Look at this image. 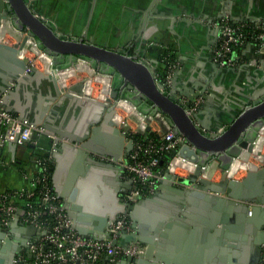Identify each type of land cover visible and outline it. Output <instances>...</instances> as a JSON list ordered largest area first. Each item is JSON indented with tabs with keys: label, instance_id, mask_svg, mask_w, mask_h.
<instances>
[{
	"label": "water",
	"instance_id": "95a60500",
	"mask_svg": "<svg viewBox=\"0 0 264 264\" xmlns=\"http://www.w3.org/2000/svg\"><path fill=\"white\" fill-rule=\"evenodd\" d=\"M64 1L0 0V25L7 20L21 34H26V38L30 37L39 51L51 57L54 69V74H47L20 58L19 52L26 38L13 45L0 41V107L33 126L43 127L47 135L57 137L52 140L50 182L56 196L62 199L60 208L71 220L72 228L82 237L100 240L108 237L111 222L120 215H126L132 222V231L123 233L119 243L138 242L144 244L146 249L142 257H126L118 264H200L196 256L192 261L183 256L192 249V243L183 245L177 256L167 251L171 249L170 243L178 244L180 236L184 237L176 234L175 226L186 228L191 222L177 219L178 205L164 200V196L173 202H187L191 206L188 211L197 204L206 205L208 213L202 211L203 217H196L193 224L198 226L193 233L196 239L192 236L194 244L200 243L202 238L207 240L209 249L216 250L223 245L227 247L225 251H229L231 247H239L236 241L249 243L254 251L250 264H264V159L261 168L248 171L241 180L223 176L215 183L200 179L199 166L186 178H175L165 171L164 178L151 197L135 204H126L119 188L129 189L130 181L122 186L121 168L97 157L118 160V149L124 142L127 144L126 154L133 148L132 142L118 129L113 118L112 100L124 98L142 113H145V105L150 109L148 114L163 116L173 133L181 135L187 147L192 148H182V156L191 161L199 158V164L215 157L222 168H227L241 150L253 152V142L264 125V85L251 82L253 77L247 74L250 70L248 66L223 68L208 56L207 75L213 78L207 86L210 96H207L201 109L189 114L191 101L202 95L206 87L195 85L193 89L196 90L189 92L185 88L190 85L186 79L180 90V95L186 98L183 103L175 90L168 88L165 79L171 63L160 68L157 63L151 66L143 60L145 41L158 25L146 29L142 36L141 52L131 54L123 47H105L85 36L67 37L57 32L51 22L57 21L54 17L43 16V10L50 5L56 8ZM180 57V60L184 58ZM80 60L89 63L92 69L99 68L101 73H112L111 93L106 102L101 103L86 96L83 82L60 88L55 76L57 69L67 68L70 64L73 66ZM261 65L264 69V62ZM188 68L184 65L182 70H177L170 77V83L175 81L177 74ZM193 69L189 71L190 74ZM223 90L226 92L223 94L221 112L216 113L217 121L213 126L206 124L200 116L210 105L213 94L222 93ZM125 94L130 97L127 98ZM64 114L65 119L60 123ZM144 132L146 135L154 134L148 125ZM256 155L260 156V152L256 151ZM221 210L222 218L219 217ZM230 213H236L241 224L232 228H216L219 223L228 221ZM249 213L259 217L251 220V225L248 220L244 231L243 217L246 218ZM183 216L187 217V214ZM17 229L31 232L30 228L21 226L15 220L10 224V232ZM210 231L212 234H209ZM245 232L253 238L243 235ZM14 242L6 237V231L0 227V264H13L15 255L25 245L24 241Z\"/></svg>",
	"mask_w": 264,
	"mask_h": 264
},
{
	"label": "crops",
	"instance_id": "0c3cea01",
	"mask_svg": "<svg viewBox=\"0 0 264 264\" xmlns=\"http://www.w3.org/2000/svg\"><path fill=\"white\" fill-rule=\"evenodd\" d=\"M151 1L65 0L64 3L56 8L51 5L45 8L43 16L54 17L57 22L51 21L53 26L57 32L64 36H85L101 46L123 47L131 51V54L141 52L142 36L146 29L149 30L152 26L158 25L159 27L157 29L154 28L145 41L143 60L151 66H155L157 63V67L162 68L165 65L164 59L168 57L171 63V76L177 70H182L184 65L186 67L189 66L186 71L177 74V78L168 85V88H173L176 95L184 99V96L180 95V90H182L186 79L189 80L190 85H186L185 88L189 92L196 90L193 89L195 85L197 87H206L202 95L196 96L202 98V102L199 105L200 108L201 105L205 104L207 96H210L207 86L213 80L207 75V68L209 67L207 64L208 56L212 58L213 49L218 43V30L213 26V23L225 16L232 22L236 21V23L241 21H263L264 0H155L152 4ZM136 40L138 43H136ZM12 44L16 43L10 42L8 45ZM169 49L173 51L171 52ZM180 56L184 58L180 60ZM238 57L240 60L238 67L245 65L250 68L247 74L253 77L251 82L254 84L260 82L264 85V69L261 65L264 62V54H260L257 51L255 44L246 42L239 49ZM160 68L157 69L158 72ZM191 68H194L192 74L189 73ZM73 84L75 83L68 81L66 87L69 88ZM224 91L213 94L214 98L211 99L210 105L204 114L200 116V119L206 124L213 126L216 123L218 118L216 113L221 112ZM64 119L65 114L59 122L61 123ZM126 145V142H124L118 149V160L126 158ZM53 147L52 139L48 136H43L39 139L38 145L24 142L15 143L14 145L9 144L1 148L0 162L4 161L7 165L5 167L0 166V192L31 188L29 180L34 178L38 172V158L45 153H48V155L52 154ZM120 182L122 186L126 183L121 176ZM125 190H127L126 187L119 188L121 194ZM159 194L161 195L162 193L159 192ZM163 199L171 201L175 206L178 205L177 219L181 218L183 221L191 222L186 228L180 225L175 226L176 234H182L184 237L180 236L181 239L179 238L180 243L178 242V244L170 243L171 249L169 248L167 251L172 256L179 255L183 245L192 243L193 247H190L192 249L187 250L183 254V256L191 258V261L196 256L200 264H250L254 255V251L251 250L252 244L249 246V243L236 241L239 243V247H231L229 251H225L227 247L223 245L216 250L209 249L207 248L208 244H206L207 240H202V238L200 243L194 244L192 236L198 230V226L193 224L196 222V217H203L201 212L207 211L206 205L199 206L197 204L195 208L193 207L194 210L188 211L191 206H188L187 202H173L164 196ZM59 200L62 204V199ZM184 213L187 214V217L183 216ZM223 216V211H219V217L222 218ZM253 217L252 213L247 214L246 218L243 217L244 231L247 229L248 220L251 225L252 222L250 221H254L259 215ZM240 224L236 213H230L228 221L224 224L219 223L216 228L220 226L232 228ZM30 230L31 232L29 233L27 231L22 232L19 229L12 230L10 232L12 243L15 244L14 240L34 239V231ZM209 234H212V231ZM243 235L253 238L247 232L243 233ZM196 237L194 235L195 239ZM195 252L197 254L194 255ZM259 264L263 263L260 262Z\"/></svg>",
	"mask_w": 264,
	"mask_h": 264
},
{
	"label": "built area",
	"instance_id": "2783aa9c",
	"mask_svg": "<svg viewBox=\"0 0 264 264\" xmlns=\"http://www.w3.org/2000/svg\"><path fill=\"white\" fill-rule=\"evenodd\" d=\"M213 26L218 30V43L213 49L212 61L219 67L238 66L240 61L238 51L246 42L254 43L257 51L264 54V20L236 23L225 16L215 21ZM38 52L46 55L44 52ZM38 62L40 63L39 57ZM30 65L37 68V65L31 61ZM75 75L69 79L75 78ZM98 76L101 74L94 75L95 80ZM170 77V74L165 77L167 85L170 84ZM80 82H83L85 87L86 82L90 83V80L84 77ZM102 91L103 87L99 90L98 96ZM179 100L186 102V98H179ZM201 102V97L194 98L188 113L196 112ZM112 103L114 104L113 118L118 121L117 127L132 142L133 148L124 160H114L111 157L99 155L97 157L105 163L120 167L121 177L126 182L130 181L129 189L121 194L126 204H135L154 194L160 180L164 178L165 171L175 178H186L199 166L201 171L198 178L216 183L223 176L241 180L248 171L257 170L263 166L264 143L259 149L260 156L256 155L253 144L252 153L241 150V156L233 157L227 168H222L215 157H210L203 164H199V158L191 161L180 154L181 149L187 147L185 139L181 135L174 134L164 117L159 114H155L159 120H152L149 125L157 141L148 140L143 144L134 140L133 136L136 134L146 136L145 127L141 123L142 118L146 116H143L137 106L127 99L118 98L112 100ZM135 113L140 116V119L135 116ZM261 131L258 133L262 134ZM43 136H48L52 140L57 138L47 135L43 127L33 126L0 107V149L13 143L26 142L38 145L39 139ZM165 153L171 154V157L164 172L161 173L157 171V167L161 164V157ZM50 155L46 159L37 160L38 172L29 180L31 188L0 192V227L6 231V237L12 241L9 230L10 224L15 220H18L21 226L32 229L35 236L34 239L22 240L25 245L15 255L13 264H116L126 257H142L145 253L143 244L130 242L122 245L119 243L123 233L129 234L132 231V222L126 215H120L109 224L106 238L96 240L77 234L72 228L71 220L61 210L60 200L51 186L47 164V161L51 159ZM6 165V162H0L1 167ZM232 168L234 172L230 174Z\"/></svg>",
	"mask_w": 264,
	"mask_h": 264
},
{
	"label": "bare ground",
	"instance_id": "6f19581e",
	"mask_svg": "<svg viewBox=\"0 0 264 264\" xmlns=\"http://www.w3.org/2000/svg\"><path fill=\"white\" fill-rule=\"evenodd\" d=\"M5 34H9L8 36L15 38L19 42H22V40L24 38H26L25 36L22 37L21 33L19 31H17L9 22H7V20L2 21V23L0 25V39H1V37H4ZM38 51H39V49L37 48L35 42L29 37V38H26V40L22 46V49H20L19 56L22 57L23 54L29 53V52L35 53V55H37L39 57V61H40L39 64L44 66V70H45L44 72H46L47 74H50V73L54 74V72H53L54 71L53 61H52L51 57L44 55V54L42 55ZM50 66H52L51 69H50ZM76 68H77L76 71H86L88 73L92 72V66H90L89 63L84 62L82 60L78 61ZM74 74H75V70H73L70 67V65L67 68L57 69V71L55 72V76L57 78V81H60V88H67L66 86L68 85V80ZM104 74H105L104 78L103 77L99 78L100 82H102L104 84V89L96 99L101 103L106 102L108 100V96L111 93L110 89H111V84H112V80H113L112 73H110L108 71V72H105ZM104 74H101V75H104ZM91 86H92L91 81H90V83L86 82V86L84 87L83 92L85 93L86 96L94 98L91 95L92 93L89 94L90 89H91V92L93 91ZM125 96L127 98L130 97L129 94H125ZM143 110L145 111L146 115L148 114L147 112H150V109L148 107H146L145 105H143ZM135 116L140 119V116L137 115L136 113H135ZM152 120L156 121V120H159V118L155 117V114L149 113V115L142 118L141 123H143V127H146L147 125L149 126L152 123L151 122ZM115 121H116V124H118V121L117 120H115ZM261 130H262L261 131L262 134L257 133V137L255 138V140L253 142V144L255 146V151H257V152H259L261 144L264 143V125H263ZM239 156H241V153L239 154ZM251 169H253V168H251ZM233 172H234V168H232L230 170V174H232Z\"/></svg>",
	"mask_w": 264,
	"mask_h": 264
},
{
	"label": "rangeland",
	"instance_id": "374dc122",
	"mask_svg": "<svg viewBox=\"0 0 264 264\" xmlns=\"http://www.w3.org/2000/svg\"><path fill=\"white\" fill-rule=\"evenodd\" d=\"M9 34H5V36L4 37H1V39H0V41L1 42H3V43H6V44H9L10 42H14V43H16V44H18V43H20L18 40H16L15 38H13V37H10V36H8ZM22 35V37H24L25 35L24 34H21ZM7 42H9V43H7ZM169 51H173V50H171V49H169ZM25 55V56H24ZM20 58L21 59H23V60H25L27 63H28V65H30V61H31V63H33V64H36L37 65V69L38 70H41V71H45L44 70V66H42V65H40L39 64V62H38V57L37 56H35V53H25V54H23V56L21 57L20 56ZM29 59V60H28ZM170 63V62H169ZM71 65V64H70ZM76 63L73 65V66H70L73 70H75V78H71V79H69L68 81L69 82H72V83H77V82H79L82 78H86V80H90L91 81V87H92V92H91V89H90V92H89V94L90 93H92L91 95L94 97V99H97V97H98V93H99V90L100 89H102V87H103V89H104V84L102 83V82H100V80H99V78H104V76H105V74L104 73H101L100 72V69L99 68H95V69H92L93 70V72H91L92 74L94 73V75H100V74H104V75H101V77L100 76H98L97 78H96V80H95V77H94V75H90L91 73H88V72H83V71H76L77 70V68H76ZM51 67L52 66H50V69H51ZM171 66H169V71H168V73L166 74V75H168V74H170V75H172L171 74V72H170V70H171V68H170ZM61 78V77H60ZM69 78V77H68ZM98 82H100V83H98ZM143 116H147L146 114H144L143 113ZM38 159H41L40 157L38 158Z\"/></svg>",
	"mask_w": 264,
	"mask_h": 264
},
{
	"label": "trees",
	"instance_id": "16d2710c",
	"mask_svg": "<svg viewBox=\"0 0 264 264\" xmlns=\"http://www.w3.org/2000/svg\"><path fill=\"white\" fill-rule=\"evenodd\" d=\"M164 60H165L164 64H168L170 62L168 57L165 58ZM133 139L136 140V141L143 142V144L148 142V140L157 141V138L154 135H146L144 137L143 135L136 134V135L133 136ZM47 157H48V153H45V154L40 156V158H42V159H46ZM170 157H171V154H169V153L163 154V156L161 157V164L157 167V171H159L161 173L164 172V169H165L166 164H167L168 160L170 159ZM47 164L49 166V171H50V174H51V166H52L51 165V161L48 160Z\"/></svg>",
	"mask_w": 264,
	"mask_h": 264
},
{
	"label": "flooded vegetation",
	"instance_id": "af4514ba",
	"mask_svg": "<svg viewBox=\"0 0 264 264\" xmlns=\"http://www.w3.org/2000/svg\"><path fill=\"white\" fill-rule=\"evenodd\" d=\"M4 252H5L6 254L8 253V251H7V250H5ZM5 253H4V256H5ZM4 256H3V257H4ZM4 259H5V258H4Z\"/></svg>",
	"mask_w": 264,
	"mask_h": 264
}]
</instances>
